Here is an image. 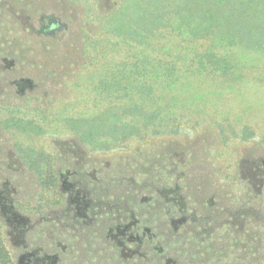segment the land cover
Here are the masks:
<instances>
[{
    "label": "rangeland",
    "instance_id": "1",
    "mask_svg": "<svg viewBox=\"0 0 264 264\" xmlns=\"http://www.w3.org/2000/svg\"><path fill=\"white\" fill-rule=\"evenodd\" d=\"M126 1L0 0V264H74L91 228L109 264H264V52L122 119Z\"/></svg>",
    "mask_w": 264,
    "mask_h": 264
},
{
    "label": "trees",
    "instance_id": "2",
    "mask_svg": "<svg viewBox=\"0 0 264 264\" xmlns=\"http://www.w3.org/2000/svg\"><path fill=\"white\" fill-rule=\"evenodd\" d=\"M133 1L111 11L108 24L125 52L137 50L123 63L122 119H155L166 89L183 75L226 76L234 49L264 52V0Z\"/></svg>",
    "mask_w": 264,
    "mask_h": 264
},
{
    "label": "flooded vegetation",
    "instance_id": "3",
    "mask_svg": "<svg viewBox=\"0 0 264 264\" xmlns=\"http://www.w3.org/2000/svg\"><path fill=\"white\" fill-rule=\"evenodd\" d=\"M98 230V229H97ZM100 230V229H99ZM101 231V230H100ZM99 231V232H100ZM102 234H100V238H97L98 236H96V229L91 228L88 231V236H87V242L86 245L87 247L85 248V252L83 253L81 251V255H77L78 258L80 259H75L74 264H109V250H108V243L107 244H101V246L96 243V240L102 241L103 243H105L104 241V229L102 228ZM98 233V232H97ZM125 238L127 241L136 239V241H139V236H138V232L137 231H133V230H126L125 231ZM134 242V241H133ZM126 243V242H125ZM103 245V246H102ZM126 246L128 247V251L130 252V259H128L127 261L122 260L121 263L122 264H133L132 263V258H134L135 256L133 254H136L137 256H140V246L137 242L136 244L130 243H126ZM99 247V249H97ZM133 248V249H132ZM134 252V253H133ZM46 259L48 260L47 263L48 264H52L53 262L58 261V256L59 255H46ZM81 256V257H80ZM54 263V264H56ZM135 264H140V259L139 257L136 258L135 260Z\"/></svg>",
    "mask_w": 264,
    "mask_h": 264
},
{
    "label": "water",
    "instance_id": "4",
    "mask_svg": "<svg viewBox=\"0 0 264 264\" xmlns=\"http://www.w3.org/2000/svg\"><path fill=\"white\" fill-rule=\"evenodd\" d=\"M31 81L29 79H22L21 86L19 87L20 90H23L25 87L30 86Z\"/></svg>",
    "mask_w": 264,
    "mask_h": 264
}]
</instances>
